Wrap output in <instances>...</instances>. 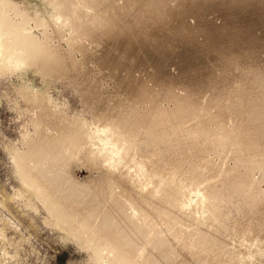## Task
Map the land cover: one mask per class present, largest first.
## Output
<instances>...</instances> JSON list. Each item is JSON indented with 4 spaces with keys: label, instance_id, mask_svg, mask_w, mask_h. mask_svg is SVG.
<instances>
[{
    "label": "rangeland",
    "instance_id": "rangeland-1",
    "mask_svg": "<svg viewBox=\"0 0 264 264\" xmlns=\"http://www.w3.org/2000/svg\"><path fill=\"white\" fill-rule=\"evenodd\" d=\"M11 1L31 12L50 13L45 4L47 0ZM103 1H111L125 17H115ZM146 1L149 8H130L129 0H94L92 8H82L89 12L99 9L107 17L118 38L115 52L124 55L123 64L141 86L159 94L156 97L163 108L175 109L177 102H185L188 112L199 114L200 103L220 106L217 101H222L225 106L227 100L247 101L245 106L239 104L243 111L250 113L246 125L255 127L258 135L259 131L264 132V87H250L249 92L233 89L232 73L208 62V58L196 55L198 48L204 46L201 38L211 39L213 48L210 51L220 55L222 61L235 60L234 68L244 70L242 76L257 71L260 75L258 81L264 85V17L260 16L264 0H239L244 12L238 14L225 13L224 7H231L235 0ZM217 2L223 3L224 7ZM180 23L188 28L183 36L193 39L191 46L177 40L174 34ZM30 29L38 38H43L40 27L31 23ZM240 29L244 32H239V38L228 40ZM48 31V44L58 51L69 68L74 67V60L78 61L77 68L86 72L102 92H113L116 87L121 91L117 78L102 70L95 60L79 61L84 54L73 51L66 40L68 32L58 35L50 28ZM242 78L237 80L241 83ZM24 87L42 93L49 102L37 105L25 100L21 95ZM159 88L162 89L157 90ZM162 93L179 98V101L162 96ZM122 96L127 95L123 92ZM96 99L85 81L77 76L44 77L33 68L0 75V264H94L93 254L57 229L35 193L22 183L13 155L25 149L27 139L35 136L34 121L37 118L44 128L50 130L55 124L54 114L79 117L94 125L97 120L93 107ZM148 101L149 98L144 100L145 106ZM231 103L218 109L223 110L221 120L227 124L224 118L228 111L233 108L234 113L238 107L231 106ZM143 106L137 104L138 109ZM206 112L208 109L203 113ZM210 121V126H214ZM249 130H245L242 137L230 130L216 134L210 131L197 133L190 128L173 126L160 130L141 129L137 135L127 137L139 155L164 167L178 163L185 165L191 148H203L201 152H195L207 165L197 167L190 177L184 171L175 175L169 189L180 198L182 193L189 197L195 191L210 197L211 224L197 227L187 215L179 218L186 224V231L199 228L193 232L192 239L200 238L203 236L201 232L207 231L209 241L202 245L203 250L195 248L196 252L193 251L195 258L206 264H264V134L263 139L257 140V151L254 147L241 157L239 153L246 149L245 144L252 142L245 136ZM79 163L71 169L72 172L78 171L82 176L101 172L99 168H89L83 160ZM48 164V175L71 172L69 166L60 170L57 165L45 162L44 167ZM194 205L192 203L191 208ZM146 222L155 227L149 236L153 239L150 242L153 246L167 250L171 245L176 249L178 241L187 242L189 238L168 219L153 217ZM141 230L145 232L147 226ZM179 251L181 259H187V264H198L191 260L190 252ZM148 253L153 254L160 264H177L174 257L163 252L152 250L146 255Z\"/></svg>",
    "mask_w": 264,
    "mask_h": 264
},
{
    "label": "bare ground",
    "instance_id": "bare-ground-1",
    "mask_svg": "<svg viewBox=\"0 0 264 264\" xmlns=\"http://www.w3.org/2000/svg\"><path fill=\"white\" fill-rule=\"evenodd\" d=\"M240 2L235 0L231 7H224L221 2H217V5L226 8L227 14H238L244 12ZM45 4L50 9L49 14L31 12L18 7L11 0H0V75L33 68L44 77L77 76L97 96L93 106L97 120L92 125L79 117L54 114L55 124L50 130L44 128L37 118L34 121L35 136L27 139L25 149L13 155L22 183L35 193L50 213L55 227L93 254L94 264H160L153 254L146 255L147 251L152 250L174 257L177 264H187V259H181L179 254V250H185L191 253L192 261L206 264L195 258L194 249L203 250L202 245L209 241L207 231L203 230L200 238L192 239V236L196 229L199 230L198 225L211 224L212 212L208 206L210 197L195 191L189 197L182 193L180 198L169 189L175 175L184 171L190 177L197 167L207 165L195 152H201L203 148H191V152L188 151L186 155L185 165L178 163L164 167L139 155L128 143L127 137L137 135L141 129L160 130L173 126L190 128L197 133L210 131L216 134L230 130L243 137L245 130L250 128L251 131L246 132L245 136L252 142L245 144L246 149L239 153L245 157L246 152L252 151L254 147L257 151V140L263 139L264 134L259 131L258 135L255 127L246 125L250 113L243 111L244 108L239 107V104L245 106L247 101H226L225 106L230 103L233 107L238 105L234 113L232 108L224 118L228 124L221 120L223 110L218 111L220 106H224L222 101H217L220 106L199 101V114L188 112L190 110L185 102H177L175 109L163 108L156 97L159 94L141 86L123 64L124 55L115 52L118 38L107 17L99 9H93L94 12L83 10V6L90 8L94 5V0H47ZM129 4L130 8L137 9L150 6L146 0H129ZM104 6L115 17H125L123 11L115 9L111 1L105 2ZM260 16L264 17V10ZM31 23L42 29V39L32 33ZM49 28L53 34L68 32L66 40L73 51L84 54L79 61L95 60L102 70L117 78V86L121 87V91L116 87L113 92H102L86 72L77 68L80 64L78 61L72 62L76 70L74 67L69 68L58 51L47 42ZM175 28L177 40L191 46L193 39L183 36L188 28L181 23ZM239 32L244 30L240 29L238 34L234 32L228 40L239 38ZM201 39L204 46L198 48L196 55L208 58V62L232 73L233 89L249 92L250 87H264L258 81L260 75L257 71L242 76L244 70L237 71L234 68L235 60L222 61L220 55L209 50L213 48L212 40ZM240 77H243L241 83L237 80ZM123 92L126 97L122 96ZM21 95L33 104L49 102L42 93L28 87L21 89ZM162 96L179 101L172 95L162 93ZM147 98L150 101L145 106L144 100ZM139 103L144 105L142 109L137 108ZM207 109L208 112L203 113ZM206 116L214 122V126H210L212 122ZM202 159L205 160V155ZM81 160L89 168H99L101 172L89 176H82L78 171L72 172L71 169L79 165ZM45 162L57 165L60 170L69 166L71 172L48 175L47 169L50 167L49 164L44 167ZM192 203L195 205L191 208ZM182 215L196 222L197 227L186 231V224L183 219H179ZM153 217L173 222L172 226L189 237L187 242L181 239L183 242L178 241L176 249L171 245H168L167 250L165 247L153 246L150 243L153 239L149 236L155 227L146 222ZM143 226H147L145 232L141 230Z\"/></svg>",
    "mask_w": 264,
    "mask_h": 264
}]
</instances>
